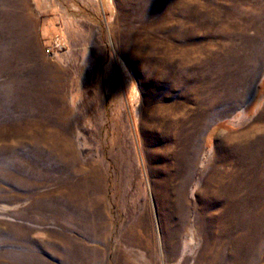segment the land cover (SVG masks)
<instances>
[{"label":"rangeland","instance_id":"1","mask_svg":"<svg viewBox=\"0 0 264 264\" xmlns=\"http://www.w3.org/2000/svg\"><path fill=\"white\" fill-rule=\"evenodd\" d=\"M0 264H264V0H0Z\"/></svg>","mask_w":264,"mask_h":264}]
</instances>
